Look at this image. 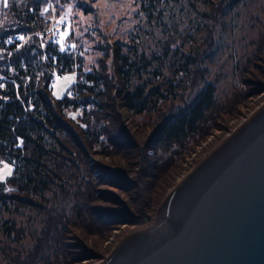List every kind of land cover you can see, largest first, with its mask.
<instances>
[{"label": "rangeland", "instance_id": "rangeland-1", "mask_svg": "<svg viewBox=\"0 0 264 264\" xmlns=\"http://www.w3.org/2000/svg\"><path fill=\"white\" fill-rule=\"evenodd\" d=\"M45 8L49 11L45 12ZM204 9L206 7L202 3L194 8L187 0L163 1L154 10L147 8L144 0H139V3L135 0H45L42 13L46 18V34L43 37L37 32L39 40L46 41L49 36L51 41L58 40L61 48L65 43L62 30L65 25H70L72 35L67 40L69 47L65 52L80 60L82 72L96 71L109 78L113 76L116 65L115 47H119V53L127 55L130 60L143 57L148 63L139 72L128 77L125 85L130 90L138 85L142 94L152 96V99L158 96L157 92L165 98L157 105L162 113L152 111L133 116L125 106H119L117 113L113 114L112 107L109 106L111 113L105 116L107 120L101 122L108 124L113 135L119 130H126L130 139L137 144L134 147L121 141L117 145L108 143L109 135L105 133L97 142H90L75 132V137L81 144L78 149L74 147L76 145L71 141L70 134L60 132V136L71 144L70 148L78 156L81 167L73 169L75 175L72 176L67 175L64 170L63 176L54 178V182L41 195L33 196L38 202H43L46 209L26 206L17 208L8 198H0V264H12L9 258L12 255L25 257L35 250L38 239L42 250L33 264H57L56 256L60 251L56 249V228L59 239L65 237L71 244L68 264H98L126 236L154 223L163 198L158 205L151 204L145 209V215L138 216L139 212L127 207L135 218L128 216L129 221L103 224L105 226L101 225L102 233L92 234L87 229L90 225L98 227L99 221L92 210L82 220L77 217L84 201L80 192L87 193L91 186L92 208L98 207L111 212L123 210L122 204H108L105 198L115 197L124 204L131 202V199L143 203V198H150L153 194V183L161 177L163 165L169 164L163 172L177 165L179 172L174 179L176 184L238 127L241 120H247L264 103V0H240L232 9L227 6L217 21L202 15ZM141 11L145 13L144 17L138 15ZM65 15V23L58 24L57 18ZM8 16L7 8L0 4V30L6 25L13 26L14 21ZM206 28L210 29V39L206 36ZM184 34L197 42L201 38L208 41L202 44L204 48H191V42L185 41ZM170 36H173V42ZM27 38L25 36L22 42ZM166 40H169V48H166ZM72 44L79 46L72 48ZM3 48L6 47L0 46V53L4 52ZM196 50L198 60L188 63L187 68L189 71L198 69L201 77L191 83L189 77L177 71L186 62L180 53L191 54ZM71 74L73 73L70 71H64L50 80L51 92L55 97H61L65 93L68 82L63 77ZM76 77L75 81L78 82L81 77ZM111 85L113 90L116 85ZM169 86H174L171 94L168 92ZM260 86V89L252 92ZM208 87L213 91L211 105L204 111L207 114L202 130L207 132L205 136L189 135L181 141L158 145L155 148V158L160 166L155 169V178L143 177L141 168L135 164L133 170L124 174L134 184L131 189L122 190L114 184L112 178L123 180V171L119 170L121 167L118 164L126 159V153L132 151L139 159L143 153L148 152L146 142L157 131L162 117L171 112L189 115L196 99ZM105 99L107 104L120 102L116 93L111 97L106 95ZM78 112L72 109L65 111L74 116ZM95 128L98 129V126L95 125ZM153 144L154 141L147 145L152 147ZM5 166L3 164L0 167L2 174L7 171ZM99 167H104L109 173L108 180L99 178ZM54 215L59 219L53 224ZM5 224L14 225V229L17 228L21 233L18 236L13 232L5 233ZM46 230L50 232L44 235ZM62 254L61 251L58 262L64 264Z\"/></svg>", "mask_w": 264, "mask_h": 264}, {"label": "trees", "instance_id": "trees-1", "mask_svg": "<svg viewBox=\"0 0 264 264\" xmlns=\"http://www.w3.org/2000/svg\"><path fill=\"white\" fill-rule=\"evenodd\" d=\"M44 2L45 0H10L7 14L9 15L8 18L12 22L14 21V24L10 27H6V25L0 30V46L6 47L3 48L4 52L0 53V85H3L0 87V167L3 164L4 166L7 165L5 166L7 171L2 174L4 179L0 180V198H8L17 208L26 206L46 209L47 206L42 204L43 202H38L33 196L41 195L42 191L48 189L54 182V178L63 176L64 170L67 171V175L72 176L75 175L73 169H80L78 156L70 148L69 141L60 136L61 131L71 135V141L76 145L73 146L78 149L81 148V144L75 137V132L90 142H97L98 139L103 138L105 133L110 136L107 137L108 143L117 145L121 141L134 147L137 144L133 139H130L126 130H119L114 136L111 134L108 124L101 122L108 119L105 116L111 113L109 106L112 107L113 114H115L114 112L117 113L116 109L119 106H125L134 116L143 112H160L161 108L157 105L163 100L162 98H165L164 95L157 92L158 96L152 99V96L142 94L138 85L134 86L132 90L125 85L128 77L134 72H139L140 68L145 67L148 63L143 57L139 60H130L127 55L119 53V47H115L114 60L116 65L113 76L109 78V76H104L96 71L82 72L80 60L65 51H61L58 40L51 41L49 36L46 41L39 40L37 32L41 36L46 34V18L42 13ZM187 2L194 8L198 6V3H202L204 8L206 7L202 11V15L217 21L227 6L232 9L240 0H187ZM159 3L161 0H147V8L154 10L159 7ZM210 29L206 28V36L209 39L211 37ZM18 33L27 36V40L21 43V40L15 39L14 35ZM10 37L11 40H9ZM170 37L173 42V36ZM183 38L185 41L191 42L189 45L191 48H204L202 44L208 41L206 38H201L197 42L187 34H184ZM168 43L169 40H166L165 44ZM169 47V45L166 46V48ZM181 54L184 56V62H186L185 66L179 68L177 72H182L183 76L190 78L191 83H195L201 73L196 68L189 71L187 64L195 63L198 60L197 50L191 54L185 52ZM53 70H56L58 75L64 71H70L81 77L71 87L73 90L71 96L64 93L58 98L52 94V84L49 82ZM112 83L116 85L113 90ZM261 87L253 89L252 92ZM173 88L174 86H169L168 92L170 94L173 93ZM212 91L213 89L208 87L202 92V95L194 102L189 115L177 112L164 115L158 129H156L157 131L151 135L150 141H154L152 147L147 145L152 142H146L145 148L147 150L149 148L148 152L143 153L139 159L137 154L132 151L133 155L131 152H127L126 159L118 164L121 167L119 170L123 171V180L112 178L111 181L121 187L122 190L131 189L134 184L124 174L127 175L129 171L133 170L135 164L141 168L143 177L153 176L155 178L157 176L155 169L160 166L155 158V148L158 145L181 141L189 135L205 136L207 132L202 130L207 114L204 111L211 105ZM113 93L117 94L120 102L107 104L105 102L106 95L111 97ZM67 109L78 110L79 112L75 116L73 114L68 115L65 113ZM95 125L98 126V129L95 128ZM168 165H163L160 170L162 172L161 177L157 179L158 182L153 183L154 190L151 197H142L144 204L132 199L128 204H124L115 197H109L104 199L106 203L108 201V204L111 205L122 204L123 210L111 212L98 207L92 208L90 203L93 199L91 196L93 189L90 186L87 193L80 192L84 201L77 217L82 220L92 210L99 223H102H98V227H95L96 225L91 227L90 225V228L87 229L90 233L95 234L102 233L101 225L103 224L125 222L129 221L130 218H135V215L127 210V207L139 212L138 216L145 215V209L149 208L151 204L158 205L167 189L174 184V179L179 171L176 165L174 168L169 167L166 172H163ZM99 168L98 172L101 173L99 178L108 180L109 173L105 171L104 167ZM87 170L91 172L89 169ZM9 172L12 175H9ZM114 173L117 172L114 171ZM97 181L99 182V180ZM128 216L130 218H127ZM54 219L53 224L59 218L54 215ZM3 229L7 234L13 232L18 236L21 233L18 232L17 228L14 229V225L5 224ZM57 229H55L56 243L58 244L56 249L60 253L56 256V263L61 264L58 261L62 251L64 264H68L72 251L70 250L71 244L65 237L62 240L59 239ZM49 232L50 230H46L43 234L47 235ZM36 245L35 250L27 253L25 257L20 258L17 254L10 256L12 264L35 263L39 257L38 253H41L42 250L39 239Z\"/></svg>", "mask_w": 264, "mask_h": 264}, {"label": "water", "instance_id": "water-1", "mask_svg": "<svg viewBox=\"0 0 264 264\" xmlns=\"http://www.w3.org/2000/svg\"><path fill=\"white\" fill-rule=\"evenodd\" d=\"M98 264H264V103Z\"/></svg>", "mask_w": 264, "mask_h": 264}, {"label": "snow or ice", "instance_id": "snow-or-ice-1", "mask_svg": "<svg viewBox=\"0 0 264 264\" xmlns=\"http://www.w3.org/2000/svg\"><path fill=\"white\" fill-rule=\"evenodd\" d=\"M135 2H136V3H139V0H135ZM144 2L147 3V0H144ZM161 2H162V0H161ZM0 4H2L3 7L7 8V7H9V5H10V0H0ZM44 11L47 12V11H49V9H48V8H45ZM138 15H139L140 17H144L145 13L141 11V12L138 13ZM66 19H67V16H66V15H65V16H59V17L57 18V23H58V24H64ZM153 23H155V21H153ZM62 34H63V36H64V41H65V43L61 46L60 50H61V51H65L66 48L69 47V45L67 44V40H68V39L71 37V35H72V30H71L70 25H65V28L62 30ZM11 39H12V38L10 37L9 40H11ZM19 39H20V40H23V39H25V37H24L23 35H21V36L19 37ZM78 46H79V45H77V44H72V45H70V47H72V48H76V47H78ZM63 79L66 80V81L68 82V83H67V86H66V88H65V93H66L67 95L71 96V95H72L71 87H72V86L74 85V83H75V73L71 74L70 76H65V77H63ZM0 87H3V85H0ZM58 98H59V97H58ZM2 172H3V170L0 169V180L4 179V177H3V175H2ZM9 175H12V173L9 172Z\"/></svg>", "mask_w": 264, "mask_h": 264}, {"label": "built area", "instance_id": "built-area-1", "mask_svg": "<svg viewBox=\"0 0 264 264\" xmlns=\"http://www.w3.org/2000/svg\"><path fill=\"white\" fill-rule=\"evenodd\" d=\"M21 35H23V36L25 37V35L22 34V33L15 34L14 37H15V39H17V40H20L19 37H20ZM22 41H23V40H21V43H22ZM56 76H58V73H57L56 70H53V71H52L51 79H55ZM75 77H76V75H75ZM51 79H50V80H51ZM75 84H76V81H75L74 85H75ZM74 85H73V86H74ZM71 92H73L72 89H71Z\"/></svg>", "mask_w": 264, "mask_h": 264}, {"label": "bare ground", "instance_id": "bare-ground-1", "mask_svg": "<svg viewBox=\"0 0 264 264\" xmlns=\"http://www.w3.org/2000/svg\"><path fill=\"white\" fill-rule=\"evenodd\" d=\"M245 120V118L243 120L240 121V123H242Z\"/></svg>", "mask_w": 264, "mask_h": 264}]
</instances>
